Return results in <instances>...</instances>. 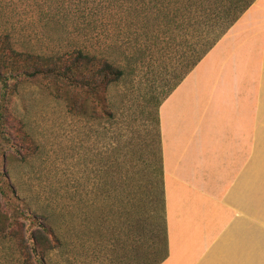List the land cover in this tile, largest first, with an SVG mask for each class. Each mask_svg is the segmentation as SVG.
<instances>
[{
	"label": "rangeland",
	"instance_id": "rangeland-1",
	"mask_svg": "<svg viewBox=\"0 0 264 264\" xmlns=\"http://www.w3.org/2000/svg\"><path fill=\"white\" fill-rule=\"evenodd\" d=\"M163 2L0 0V31L13 33L20 44L32 49L59 50L74 44L106 51L111 37L108 32L118 24L121 42L138 45L137 35L145 26L141 14L171 7ZM124 15H128L127 20L121 21ZM58 30L61 37L54 34ZM148 72L144 67L135 85L118 87L112 93L117 107L127 112L132 108L127 114L131 126L126 116L115 127L73 117L63 102L40 86H25L14 98L13 112L27 123L39 148L23 160L6 158L7 181L16 188L20 204L52 217L61 232L70 235L69 246L54 251L50 264H140L146 248L158 239L164 213L157 129L152 117L145 109L141 114L138 107L155 94L150 89L160 96L166 85L160 79L153 86L149 84ZM150 134L155 145L145 157L142 142ZM113 142L120 165L118 197L114 200L119 215L113 229L108 230L107 223L98 233L96 219L108 210L99 188L108 185ZM131 142L135 145H129ZM128 186L131 201L128 191L122 195ZM17 260L13 248L0 245V264H17Z\"/></svg>",
	"mask_w": 264,
	"mask_h": 264
},
{
	"label": "trees",
	"instance_id": "trees-1",
	"mask_svg": "<svg viewBox=\"0 0 264 264\" xmlns=\"http://www.w3.org/2000/svg\"><path fill=\"white\" fill-rule=\"evenodd\" d=\"M256 1L164 0V5L168 3L171 7L164 6L141 14L145 26L137 35L138 45L121 42L122 30L118 32V24L108 32L111 37L106 51L74 44L59 50L32 49L20 44L13 33L0 31V245L15 250L17 264H50L51 254L69 246L70 236L61 232L52 217L20 204L16 188L7 181L6 158L20 157L23 160L39 148L27 123L12 109L20 90L28 85L43 87L65 104L71 116L115 127L125 116L128 126L132 124L131 117L127 116L132 108L129 107L127 112L126 108H119L113 102L112 93L116 88L135 85L137 74L144 67L149 71V84L153 86L159 79L164 81L166 88L160 96H156V90L150 89L155 94L140 109L138 107L141 114L145 109L152 117L157 129L164 213L161 228L157 231L158 239L152 247L146 248L140 264H162L169 256V249L160 107ZM127 16H122L121 21H126ZM60 32L58 30L54 34L61 37ZM152 138L150 134L143 139L142 153L145 157L155 145ZM129 145L135 144L131 142ZM111 151L108 185L99 188L102 194L99 197H105L108 210L101 212L96 219L98 233L107 223L108 230L113 229L119 215L114 200L118 197L120 165L114 156L118 151L114 142ZM127 191L131 201L130 186L122 195Z\"/></svg>",
	"mask_w": 264,
	"mask_h": 264
},
{
	"label": "crops",
	"instance_id": "crops-1",
	"mask_svg": "<svg viewBox=\"0 0 264 264\" xmlns=\"http://www.w3.org/2000/svg\"><path fill=\"white\" fill-rule=\"evenodd\" d=\"M264 0L159 110L169 256L264 264Z\"/></svg>",
	"mask_w": 264,
	"mask_h": 264
}]
</instances>
